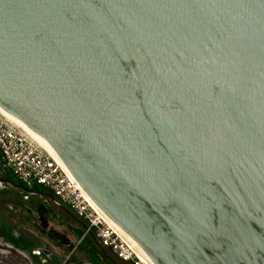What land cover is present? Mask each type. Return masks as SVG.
I'll use <instances>...</instances> for the list:
<instances>
[{
    "label": "water",
    "instance_id": "obj_1",
    "mask_svg": "<svg viewBox=\"0 0 264 264\" xmlns=\"http://www.w3.org/2000/svg\"><path fill=\"white\" fill-rule=\"evenodd\" d=\"M0 107L155 264H264V0H0Z\"/></svg>",
    "mask_w": 264,
    "mask_h": 264
},
{
    "label": "built area",
    "instance_id": "obj_2",
    "mask_svg": "<svg viewBox=\"0 0 264 264\" xmlns=\"http://www.w3.org/2000/svg\"><path fill=\"white\" fill-rule=\"evenodd\" d=\"M0 152L14 178L26 188L41 187L87 222L93 234L124 262L146 264L134 244L92 204L90 197L60 162L44 151L25 131L0 114Z\"/></svg>",
    "mask_w": 264,
    "mask_h": 264
},
{
    "label": "rangeland",
    "instance_id": "obj_3",
    "mask_svg": "<svg viewBox=\"0 0 264 264\" xmlns=\"http://www.w3.org/2000/svg\"><path fill=\"white\" fill-rule=\"evenodd\" d=\"M12 125L21 129L14 123ZM13 177L10 176L7 181L6 192L11 196L12 202L23 205L28 218H35L34 231L39 240L42 239L44 243L49 242L45 234L47 236L51 234L58 240L59 245L54 249L60 255V264L86 261L104 264L96 261L92 253L104 258L106 264H133L120 260L109 248L102 246L93 234H85L87 222L53 197L49 191L41 187L29 189L23 186L20 189L14 182L17 180ZM65 240L70 241V245H64L63 242H67Z\"/></svg>",
    "mask_w": 264,
    "mask_h": 264
},
{
    "label": "flooded vegetation",
    "instance_id": "obj_4",
    "mask_svg": "<svg viewBox=\"0 0 264 264\" xmlns=\"http://www.w3.org/2000/svg\"><path fill=\"white\" fill-rule=\"evenodd\" d=\"M10 176L13 177L0 152V238L24 252L29 264H60V255L54 249L59 245L58 240L51 234H45V237L52 243L39 240L34 231L35 218L27 217L21 203L11 201V196L6 192ZM14 182L18 188H23L19 182ZM69 243L70 241L63 242L64 245H70Z\"/></svg>",
    "mask_w": 264,
    "mask_h": 264
},
{
    "label": "bare ground",
    "instance_id": "obj_5",
    "mask_svg": "<svg viewBox=\"0 0 264 264\" xmlns=\"http://www.w3.org/2000/svg\"><path fill=\"white\" fill-rule=\"evenodd\" d=\"M0 114H2L4 117H6L11 123H14V125L19 126L23 131H25L34 141H36L40 147L46 151L48 154L53 156L55 159H57L60 164L68 171V168L63 163V161L60 159L56 151L47 144L44 140H42L39 136H37L31 129H29L24 123H22L20 120L15 118L14 116L6 113L1 107H0ZM18 128V127H17ZM92 204L105 216V218L114 225L123 235H125L136 247L139 257L143 262L146 264H155L152 259L148 256V254L144 251V249L130 236L128 235L119 225H117L113 220H111L97 205L96 203L90 198Z\"/></svg>",
    "mask_w": 264,
    "mask_h": 264
},
{
    "label": "trees",
    "instance_id": "obj_6",
    "mask_svg": "<svg viewBox=\"0 0 264 264\" xmlns=\"http://www.w3.org/2000/svg\"><path fill=\"white\" fill-rule=\"evenodd\" d=\"M92 254H93V256H94V258H95L96 261H100V262L106 264L105 263V259L102 258L100 255H98L97 253H92Z\"/></svg>",
    "mask_w": 264,
    "mask_h": 264
}]
</instances>
